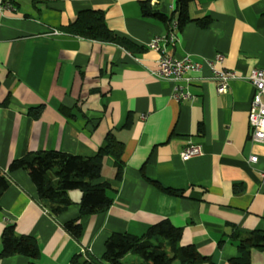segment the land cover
Masks as SVG:
<instances>
[{
  "label": "crops",
  "instance_id": "0c3cea01",
  "mask_svg": "<svg viewBox=\"0 0 264 264\" xmlns=\"http://www.w3.org/2000/svg\"><path fill=\"white\" fill-rule=\"evenodd\" d=\"M142 1L13 0L16 10L0 9V172L10 179L0 199V264H76L74 256L87 259V253L101 259L111 233L141 236L162 219L181 228L183 245L195 246L213 264H231L239 253L230 234L264 230V142H253L248 126L249 74L264 68V0L190 1L192 19L179 25L167 53L203 60L220 52L237 76L218 93L204 63L192 73V101L174 99V80L153 74L160 54L150 42L167 36L169 24L144 15ZM90 8L103 10L110 29L145 49L131 52L62 31ZM150 8L170 15L175 0H150ZM204 17L206 27L196 20ZM54 29L59 33L50 34ZM35 107H41L37 116L30 113ZM129 115L132 125L125 127ZM109 132L124 149L121 175L108 156L94 180L111 183L113 201L105 211L81 216L82 192L75 189L70 205L52 215L39 203L29 171H9L14 159L38 150L94 156ZM190 142L201 145L202 154L183 160ZM151 180L179 192L166 193ZM75 218L82 224L79 238L64 228ZM10 224L35 237L38 258L1 256ZM123 260L142 258L129 252ZM251 264H264V250H253Z\"/></svg>",
  "mask_w": 264,
  "mask_h": 264
},
{
  "label": "trees",
  "instance_id": "16d2710c",
  "mask_svg": "<svg viewBox=\"0 0 264 264\" xmlns=\"http://www.w3.org/2000/svg\"><path fill=\"white\" fill-rule=\"evenodd\" d=\"M190 1L175 0V9L170 15L154 13L150 8V0L142 1L141 7L144 15H155L165 20L169 24V31L172 21L176 20L182 27L192 19L189 13ZM196 20L205 27L209 24V18L206 17ZM62 31L86 39L112 42L131 52L145 49L110 29L103 10L92 8L81 10L74 19L62 27ZM3 104L7 105L8 100ZM40 112L41 107L30 109V113L35 116ZM132 121V115H129L125 127H130ZM123 149V142L119 141L113 132H109L94 156L84 157L60 150H38L14 159L10 163L9 171L17 169L29 171L37 188L39 203L52 215L61 213L70 205L72 200L69 192L75 189L82 192L81 216L91 215L107 210L112 204L113 198L108 194V190L112 188L111 183L108 180L95 183L94 180L102 176L105 159L108 156L113 158L117 178L121 175ZM151 181L166 193L179 192L156 180ZM9 185L10 179L7 174L0 172V199ZM64 228L75 238H79L82 233L79 218L67 221ZM181 235L180 227L175 226L169 219H162L151 225L141 236L127 232L111 233L105 242V251L101 259H95L87 253V259L76 255L73 260L76 264H171L174 260L188 264H213L210 257L201 254L195 246L183 245ZM230 238L236 243L239 253L230 260L231 264H251L253 250H264V230L256 229L248 233L235 230L230 234ZM155 242L158 248L154 247ZM164 242L167 248L162 247ZM222 242L223 240L220 241ZM2 244L1 256L23 254L36 259L41 252L35 237L20 235L13 224L4 228ZM129 252L136 253L142 260L125 263L123 258ZM149 259H152V263H148Z\"/></svg>",
  "mask_w": 264,
  "mask_h": 264
},
{
  "label": "built area",
  "instance_id": "2783aa9c",
  "mask_svg": "<svg viewBox=\"0 0 264 264\" xmlns=\"http://www.w3.org/2000/svg\"><path fill=\"white\" fill-rule=\"evenodd\" d=\"M2 12L16 10L13 0H0ZM179 24L172 21L167 36L154 37L150 46L156 49L159 54V67L153 74L160 78L174 80L172 97L176 100L192 101L196 98L191 91L193 83L192 73L199 71L205 63L212 72V77L216 81L218 93H226L230 80L236 78V73L224 67L225 55L217 53L212 59L197 60L190 55L182 58H175L167 53V45L174 43L178 36ZM59 30L54 29L50 34H58ZM249 80L253 85L254 92L248 115V126L250 139L253 142H264V68H253L249 74ZM202 154V147L197 143H188L182 149L180 155L183 160H188L194 156ZM257 156H251L250 161L256 162Z\"/></svg>",
  "mask_w": 264,
  "mask_h": 264
}]
</instances>
